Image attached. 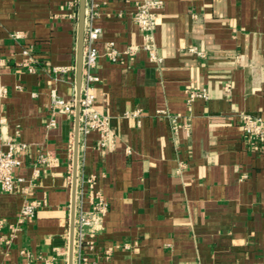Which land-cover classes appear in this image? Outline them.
<instances>
[{
    "label": "crops",
    "instance_id": "0c3cea01",
    "mask_svg": "<svg viewBox=\"0 0 264 264\" xmlns=\"http://www.w3.org/2000/svg\"><path fill=\"white\" fill-rule=\"evenodd\" d=\"M148 1L103 0L87 21L102 30L94 108L110 136L106 146L98 131L80 136L78 176L93 178L108 205L82 255L86 264H264V143L241 129L244 115L264 117V0H160V65L133 20ZM78 2L0 0V148L27 144L16 175L44 202L19 226L21 197L0 195V264H68L75 119L54 113L52 99L76 97ZM25 48L35 73L18 66ZM204 91L209 100L188 101Z\"/></svg>",
    "mask_w": 264,
    "mask_h": 264
},
{
    "label": "built area",
    "instance_id": "2783aa9c",
    "mask_svg": "<svg viewBox=\"0 0 264 264\" xmlns=\"http://www.w3.org/2000/svg\"><path fill=\"white\" fill-rule=\"evenodd\" d=\"M103 0H87L86 7V29L84 42V58H83V80L80 98V120H79V135L88 134L91 131H98L101 134V146H106L109 136V118L99 114L94 108V85L99 81L96 76V67L99 58V53L96 48V43L101 38L102 30L92 25L87 26V21H92L98 14L100 7L99 2ZM162 5L160 0H153L138 4L136 12L133 16L135 25L143 35V49L149 53L150 60L160 65L163 60L158 56L155 44L153 42V33L157 26L156 15L154 9ZM203 56V54L198 53ZM24 56L23 61L18 64L19 67L26 69L29 73L36 72V57L31 49L25 48L22 50ZM107 56L116 62L120 54L109 46L107 48ZM8 60L0 54V67L5 65ZM74 71L76 67L73 68ZM56 72L66 73L68 68L55 69ZM227 92H230L231 87H226ZM2 93L5 94V88H2ZM201 97L209 100L207 91L203 93H189V102L193 99ZM52 106L54 113L65 114L70 118L75 119L76 113V97L71 101H65L58 96H53ZM140 112H135L133 116H138ZM158 115L166 118L172 129L177 132L182 128V122L176 116L169 114L166 111H159ZM55 121L51 120L50 126L54 127ZM184 127H189L185 124ZM241 129L251 138H255L264 143V117L244 115ZM80 140V139H79ZM27 144L11 140L7 143V149L0 148V195L10 194L18 195L22 199L20 214L18 217V225L22 226L27 220L33 219L36 212L42 208L44 202L42 200H31L29 198L28 187L24 185L25 179L16 175L17 170L22 167V156L27 151ZM42 164L48 163L46 158L41 157ZM85 188L89 190L91 209L85 210L82 204V196ZM108 210V205L104 201L100 192L94 189V180L77 178V195H76V213H75V236H74V256L73 264H86L88 259L83 257L82 250L84 248L94 249L95 238L99 234L102 225V219ZM24 254L25 252L22 251ZM109 257V254H107ZM76 259V261H75ZM19 264H35L28 260ZM41 264H56L53 259H45Z\"/></svg>",
    "mask_w": 264,
    "mask_h": 264
},
{
    "label": "water",
    "instance_id": "95a60500",
    "mask_svg": "<svg viewBox=\"0 0 264 264\" xmlns=\"http://www.w3.org/2000/svg\"><path fill=\"white\" fill-rule=\"evenodd\" d=\"M86 7H87V0H79L77 58H76V113H75L74 159H73V176H72V201H71L68 264H73V256H74L75 213H76V195H77V178H78V157H79V144H80V140H79L80 139V135H79L80 98H81V88H82V80H83Z\"/></svg>",
    "mask_w": 264,
    "mask_h": 264
}]
</instances>
